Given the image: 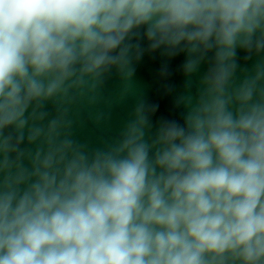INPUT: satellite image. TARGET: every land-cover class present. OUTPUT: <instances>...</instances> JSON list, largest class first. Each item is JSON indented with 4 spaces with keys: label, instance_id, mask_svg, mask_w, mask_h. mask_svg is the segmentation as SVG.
<instances>
[{
    "label": "clouds",
    "instance_id": "1",
    "mask_svg": "<svg viewBox=\"0 0 264 264\" xmlns=\"http://www.w3.org/2000/svg\"><path fill=\"white\" fill-rule=\"evenodd\" d=\"M141 30L207 65L198 92L89 152L69 106L131 86ZM238 50L264 55V0H0V264H264V59L237 84Z\"/></svg>",
    "mask_w": 264,
    "mask_h": 264
},
{
    "label": "water",
    "instance_id": "2",
    "mask_svg": "<svg viewBox=\"0 0 264 264\" xmlns=\"http://www.w3.org/2000/svg\"><path fill=\"white\" fill-rule=\"evenodd\" d=\"M142 32L143 30L141 35L131 40V43H138L143 49L141 58L138 61L133 59L135 71L131 86L126 90L125 82L113 69L104 76L96 91L95 102H89L84 97L69 106L67 119L71 121V138L84 145L89 152L104 150L117 144L122 139L126 126L135 118V110L141 102L146 106H156V111L150 114L152 127L146 132L147 140L154 137L162 120H175L182 124L186 109L183 105L177 106V98L188 94L195 97L198 92L200 79L207 65L202 64L197 73L185 76L182 65L186 55L180 53L169 57L163 48L149 51ZM245 57L246 53L238 50L235 76L237 84L252 73L258 61L264 59V55H252L250 59ZM163 69H166L167 75H161ZM46 111L49 119L56 115L51 103L46 106ZM23 147L35 146L25 144Z\"/></svg>",
    "mask_w": 264,
    "mask_h": 264
}]
</instances>
